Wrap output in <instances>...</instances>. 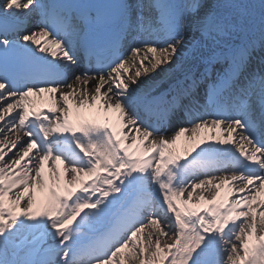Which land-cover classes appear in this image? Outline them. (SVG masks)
<instances>
[{
  "label": "snow or ice",
  "instance_id": "obj_1",
  "mask_svg": "<svg viewBox=\"0 0 264 264\" xmlns=\"http://www.w3.org/2000/svg\"><path fill=\"white\" fill-rule=\"evenodd\" d=\"M237 9L0 0V264H264V0L241 44Z\"/></svg>",
  "mask_w": 264,
  "mask_h": 264
},
{
  "label": "bare ground",
  "instance_id": "obj_2",
  "mask_svg": "<svg viewBox=\"0 0 264 264\" xmlns=\"http://www.w3.org/2000/svg\"><path fill=\"white\" fill-rule=\"evenodd\" d=\"M221 2L223 3V5L220 8ZM241 2L248 5L249 9L251 10L252 15L251 17L247 19V22H245V19L242 17L240 27L232 29L231 35L222 37L221 38L222 40H228L230 43L234 42L236 44H241L248 40L259 38V36L256 35L257 33L256 30L259 29V0H207L209 7L215 9L219 13L221 20L229 25L231 24L232 17L238 11L237 5L240 4ZM187 35L191 37L192 33L189 32ZM197 35L199 34L197 33ZM255 57L259 59L258 54L253 52V55L250 61H252ZM251 64H255V63H251ZM216 66H219V69L217 70H222L219 64H217ZM258 69H260V72H264V65H263V68L259 67ZM258 69H256L255 72L258 71ZM193 71L195 72L197 76H199L200 73L203 71V66H200L194 69ZM253 72H250V73H253ZM141 79H142V83L140 87L141 89L147 91L150 85L153 88H155V87L165 84L166 81L170 79V74L165 75L164 72L158 71L156 73L150 74L148 77H142ZM204 87L206 86L202 83L198 91L202 92ZM96 111H97L96 109H92L87 114L94 115ZM139 112L142 118H147L148 121L151 120L150 113L146 111L144 108H140ZM113 119H114V116H113ZM175 126H176V122L172 121L171 127H175ZM127 195L131 197L133 193L130 191Z\"/></svg>",
  "mask_w": 264,
  "mask_h": 264
},
{
  "label": "rangeland",
  "instance_id": "obj_3",
  "mask_svg": "<svg viewBox=\"0 0 264 264\" xmlns=\"http://www.w3.org/2000/svg\"><path fill=\"white\" fill-rule=\"evenodd\" d=\"M228 2H230V1H228ZM222 5H223V3L221 2V3H220V8L222 7Z\"/></svg>",
  "mask_w": 264,
  "mask_h": 264
}]
</instances>
